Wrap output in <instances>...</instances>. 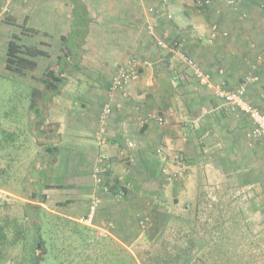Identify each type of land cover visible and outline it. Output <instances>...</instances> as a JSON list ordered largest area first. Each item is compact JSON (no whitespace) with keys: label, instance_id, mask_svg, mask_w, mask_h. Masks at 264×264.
Returning a JSON list of instances; mask_svg holds the SVG:
<instances>
[{"label":"crops","instance_id":"0c3cea01","mask_svg":"<svg viewBox=\"0 0 264 264\" xmlns=\"http://www.w3.org/2000/svg\"><path fill=\"white\" fill-rule=\"evenodd\" d=\"M5 6L20 10L17 35L25 44L48 54L36 57L34 69L35 103L46 119L40 136L34 95L27 94L34 116L27 131L35 142L48 139L35 147L34 185L44 199L37 204L49 209L52 200L53 209L86 215L99 197L87 227L94 262L140 264L141 246L160 242L159 232L179 218L187 232L184 261L264 264V141L249 115L217 93L251 73L258 79L247 83V98L264 106V0H0L6 54L16 33L1 13ZM147 21L155 22L154 33ZM160 37L181 42L210 79L159 46ZM123 66L139 74L112 90ZM49 70L65 76L58 93L45 88ZM98 164L106 168L102 183L93 176ZM165 165L179 172L173 181Z\"/></svg>","mask_w":264,"mask_h":264},{"label":"rangeland","instance_id":"374dc122","mask_svg":"<svg viewBox=\"0 0 264 264\" xmlns=\"http://www.w3.org/2000/svg\"><path fill=\"white\" fill-rule=\"evenodd\" d=\"M12 10H9L6 21H9L10 32L17 35L24 26L20 10L16 13ZM10 36L12 38L13 34ZM18 40L25 43L21 35ZM5 57L3 49L0 51V264H35L38 255L39 264H105L93 261L94 246L87 230L89 225L80 221L84 210L53 209L54 203H50L52 200L47 203L49 209H41L37 213L46 250L42 253L37 249L38 238L32 224L34 220L28 214L32 210L31 205L39 202L37 196H34L37 195L34 180L39 176L33 164L41 149L37 151L35 147L48 139L42 136L35 142L27 131L28 123L34 117L28 112L27 94H33V90L35 94L40 91V82L37 81L40 80V73L37 70L29 71L27 75L13 73L4 66ZM181 222L179 218L173 220L170 227L159 232L157 237L162 239L160 242L152 246H141L140 264H259L241 260L233 263L198 262L192 258V261H184V255L187 258L184 249L187 248L182 246L181 239L186 237L187 232L181 229ZM171 238L175 239L174 242L170 241ZM193 247L188 248L190 256L192 250H195ZM242 257L241 254L237 258ZM107 262L120 264L115 257Z\"/></svg>","mask_w":264,"mask_h":264},{"label":"built area","instance_id":"2783aa9c","mask_svg":"<svg viewBox=\"0 0 264 264\" xmlns=\"http://www.w3.org/2000/svg\"><path fill=\"white\" fill-rule=\"evenodd\" d=\"M143 2L149 1V0H140ZM230 2L235 3L236 0H230ZM9 7L5 6L2 8L1 13H7L9 12ZM156 10L155 5H150L149 11L153 12ZM146 28L150 33H154L156 30V24L154 21H147L146 22ZM217 29L216 27H213L212 30V37L214 38L216 35ZM157 44L164 48H169L170 51L173 53L174 58H177L183 62H185L187 65L195 68V73L198 77L201 79H210V74L204 73L200 68L197 67V62L190 57L186 51L183 49V45L179 41H174L172 44L168 43L164 38L160 37L157 38ZM259 59L262 61L263 56H260ZM139 72L138 70L134 69L132 66H123L120 67L117 73L113 77L112 81V90H117L120 88H123L128 82L135 79L138 76ZM258 79V75H252L251 73L246 75L243 78V81L240 83V85L233 90H227L223 89L222 87H219L217 89V93L224 99V102L228 105L238 107L243 112L247 113L251 120L254 123V128L252 130L253 134L255 136H258L263 139L264 141V106L260 107L253 103H251L247 98V92H248V86L247 83L252 80ZM112 112V106L111 104H106L103 108V111L101 113L100 119L102 123H106L107 117ZM157 118V117H156ZM158 120L162 122V118L158 117ZM164 171L167 173V179L170 181H173L179 174V172L176 171H170L168 168V165L164 166ZM106 168L105 166L98 164L95 165L93 170V176L95 177L96 181L98 183L103 182V174L105 173ZM99 197H94L90 203V207L86 215L82 216L80 221L90 224L94 221L98 204H99Z\"/></svg>","mask_w":264,"mask_h":264},{"label":"trees","instance_id":"16d2710c","mask_svg":"<svg viewBox=\"0 0 264 264\" xmlns=\"http://www.w3.org/2000/svg\"><path fill=\"white\" fill-rule=\"evenodd\" d=\"M19 35H13V37L9 40L8 46H7V53H6V67L8 70H10L13 73H17L20 75H27L29 71L34 70L38 62L36 60V57L40 55H48L47 52L40 49L38 46L35 45H27L25 43H20ZM172 44V43H171ZM65 76H60L56 74L55 70H49L44 75V85L47 90L53 91V92H60L59 90L63 86V79ZM38 92L35 94L33 90V101H32V108L34 110V113L36 115V122L39 128L38 136L43 134V127L42 125L45 122V118L41 115L39 106L37 103H35V98L37 96ZM37 118L39 120H37ZM34 125V124H33ZM15 144V143H14ZM36 197V195H34ZM38 196V195H37ZM39 201H43V196L37 197ZM34 205H31V211L28 216L34 220L33 221V227L36 229V235H37V249L40 250V252L44 253L46 250L45 246V240L42 237V234L40 232L41 224L37 222L39 220V216L37 213L39 210L43 209L41 205H38L37 203H33ZM32 215V216H31ZM40 254V253H38ZM35 264H39V255L35 258ZM181 261V259H180ZM179 261V262H180ZM126 264H129L126 262Z\"/></svg>","mask_w":264,"mask_h":264}]
</instances>
